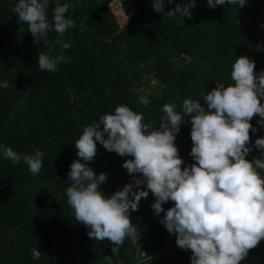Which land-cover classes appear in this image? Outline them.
Wrapping results in <instances>:
<instances>
[{"label":"trees","instance_id":"1","mask_svg":"<svg viewBox=\"0 0 264 264\" xmlns=\"http://www.w3.org/2000/svg\"><path fill=\"white\" fill-rule=\"evenodd\" d=\"M17 2L0 0V84H9L0 87V264H191V250L177 247L175 234L160 223L165 213L152 210L150 190L138 210L129 212L139 233L137 244L125 238L112 252L116 246L108 240L89 238V229L75 220L67 203L66 189L72 183L67 174L78 159L74 143L84 127L114 113L120 104L142 113L154 130L165 104L175 103L182 112L183 100L193 99L206 108L203 94L220 80L225 86L234 83L232 65L240 56L255 62L257 75L264 71V0L215 8L207 0H194L191 19L165 14L188 0L171 5L165 0V13L154 12L151 0H59L69 4L65 17L75 27L63 36L49 32L47 44L34 40L27 25L18 22L13 11ZM55 4L49 0V21ZM57 40L71 47L62 49ZM39 53L62 54L70 62L60 63L55 72H42ZM153 79L159 81L158 92L147 96L150 103L143 106L136 87ZM258 120L256 115L250 121L256 131H250L247 145L256 152L254 142L264 135ZM190 131V117L183 115L174 142L182 169L195 163L189 155ZM5 147L21 157L42 151L39 174L33 175L23 159L13 164L5 158ZM127 159L132 157L108 152L97 142L96 157L87 163L97 175L107 174L98 186L106 196L132 182L122 167ZM257 171L264 178V170ZM173 206V201L162 204L165 210ZM261 244L264 250V240ZM241 264H261L256 247Z\"/></svg>","mask_w":264,"mask_h":264},{"label":"clouds","instance_id":"2","mask_svg":"<svg viewBox=\"0 0 264 264\" xmlns=\"http://www.w3.org/2000/svg\"><path fill=\"white\" fill-rule=\"evenodd\" d=\"M167 2L171 5L173 0ZM226 2L243 7L246 0H207L210 8ZM48 5L49 0H18L13 8L18 22L27 25L34 40L43 39L45 44L49 32L63 36L75 27L74 21L65 17L69 4L56 0L51 21L47 18ZM151 7L156 13H165V0H151ZM193 7L194 0H188L165 14L191 19ZM56 43L62 49L71 47L62 40ZM37 62L42 72H55L60 63L70 60L62 54L50 57L39 53ZM254 69L253 60L238 57L231 71L234 83L225 86L220 80L203 94L207 110L193 99L183 100L182 112L176 111L175 103L165 104L158 130L144 123L142 113L125 104L83 128L74 143L78 159L70 164L67 176L72 183L66 194L75 220L89 229V238L108 240L116 246L112 252L119 250L125 238L137 244L139 233L129 212L138 210L140 200L147 198L150 190L155 197L152 210L156 215L165 213L160 223L175 234L177 247L191 250V264H241L246 259L249 250L264 240V178L257 171L264 170V137L254 142L259 158L246 159L250 131H256L250 121L258 115L257 123L264 126V71L257 75ZM152 83L159 81L153 79ZM0 87L8 88L9 84L4 81ZM139 103L147 106L150 101L141 96ZM182 114L190 117L189 155L195 161L183 169L184 161L174 143L183 123ZM97 142L108 152L132 157L122 164L132 182L108 196L98 187L106 182L107 174L97 175L87 163L96 157ZM3 156L13 164L23 159L33 175L43 167L44 153L38 148L34 154L21 157L5 147ZM137 173L141 178L135 177ZM142 184L144 190L140 189ZM168 201L174 206L165 210L162 204Z\"/></svg>","mask_w":264,"mask_h":264},{"label":"rangeland","instance_id":"3","mask_svg":"<svg viewBox=\"0 0 264 264\" xmlns=\"http://www.w3.org/2000/svg\"><path fill=\"white\" fill-rule=\"evenodd\" d=\"M136 90L141 94V96L146 97L158 92L157 86L151 81L146 80L141 81L140 84L136 87Z\"/></svg>","mask_w":264,"mask_h":264},{"label":"built area","instance_id":"4","mask_svg":"<svg viewBox=\"0 0 264 264\" xmlns=\"http://www.w3.org/2000/svg\"><path fill=\"white\" fill-rule=\"evenodd\" d=\"M259 126L264 129V126H262L261 124H259ZM263 137H264V135H263ZM249 148H250V152L248 153V157L250 159L259 158L260 152H256V150L253 147H249ZM32 255L34 257H38L39 256V253L37 251H33L32 252Z\"/></svg>","mask_w":264,"mask_h":264},{"label":"water","instance_id":"5","mask_svg":"<svg viewBox=\"0 0 264 264\" xmlns=\"http://www.w3.org/2000/svg\"><path fill=\"white\" fill-rule=\"evenodd\" d=\"M256 251L261 264H264V250L261 242L256 246Z\"/></svg>","mask_w":264,"mask_h":264}]
</instances>
